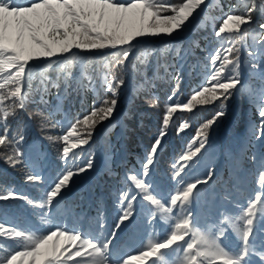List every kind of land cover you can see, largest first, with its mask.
I'll list each match as a JSON object with an SVG mask.
<instances>
[{"label": "snow or ice", "instance_id": "6c2138e0", "mask_svg": "<svg viewBox=\"0 0 264 264\" xmlns=\"http://www.w3.org/2000/svg\"><path fill=\"white\" fill-rule=\"evenodd\" d=\"M209 0H180L170 3L169 0H0V147L11 148L12 153L0 155L11 167L25 164V157L31 153L22 145L25 137L21 132L9 134V121L26 115L29 120L34 114L27 112L29 99L38 105L36 111L50 106V97L56 103L51 106L47 116H42V130L58 129L59 134H45L44 139L56 146L59 161L58 171L51 177L41 209L51 215L65 197L71 195L75 178L94 167L95 154L77 164L82 157L80 153L94 142L98 129L104 127V135L113 122L127 126L136 119V113H121L118 105L121 92L129 87L128 75L138 71L131 57L134 50L141 45L150 47L153 38H158L164 45L162 49L151 47L142 64L148 58H159L173 52V62L164 60L156 62L151 76L141 74L143 83L131 85L133 100L144 99L148 106L157 107L159 96L155 89L157 81L165 77L172 84L171 94L162 114L161 126L140 162L139 171L131 176L125 173L128 184L134 182V189L122 188L118 197L121 211L116 223L107 233L105 225L97 222L98 235H85L81 232L72 234L68 230L50 231V234L34 237L25 230H17L15 225L6 227L0 221V245L7 251L0 264H81L90 257L86 264H168L166 257L181 254L178 264H264V153L259 155L252 151L248 160L258 166L257 183L261 190L256 191L247 201L246 207L235 219L230 215L217 212L216 222L221 225L218 232H204L198 227L193 208L201 197L200 189L208 185L215 175L210 167L203 178L186 181V169L191 167L194 157L212 147L210 135L215 126L229 115V103L238 94H243L253 109L254 119L250 122L249 144L259 142L264 145V83L256 91L243 79L239 48L232 40H224L225 35L241 33L243 26L254 25L256 33L253 39L260 45L259 51L249 52L253 62L248 65L264 82V0H252L241 14L230 13L223 18L215 30L216 38L224 41L214 51L201 48L199 40H191L188 47L175 43L181 35L192 30L197 19L207 7ZM168 13L161 15V13ZM260 38L257 40L256 37ZM202 39H207L203 37ZM195 49L205 52L206 67L210 68L204 84L193 90L182 103L173 102L179 98L183 81L185 62ZM110 50V52H105ZM114 57V72H108V65L99 71L93 58L105 55ZM259 59H255L256 57ZM199 63V62H197ZM55 65L54 75L40 73L34 87L35 68L47 70ZM163 68L162 76L159 69ZM171 69V70H170ZM249 76L253 79L252 73ZM105 95L99 103L96 98L89 112L75 118L74 121L55 119L56 112L62 111L63 102L71 95L83 96L89 91L96 93L97 83ZM141 89L145 94L141 96ZM33 93H35L33 95ZM11 103L5 105L4 102ZM214 104L216 111L211 118L203 122L196 132L194 151H187L174 162L169 180L178 185L165 195L164 185L160 178L153 179L152 169L157 163V156L168 135L174 114L178 112L193 113L197 107ZM122 119L118 120L117 117ZM108 122L105 126L104 122ZM188 127L187 121L177 120L176 134L179 135ZM43 177L39 174L25 176V183H40ZM24 200L32 205L31 198L16 191L11 186L0 188V202ZM140 201L147 202L149 207L142 215L135 207ZM138 217L140 219H138ZM157 221L168 225L167 234L162 239L148 240L135 250V254L121 248L124 233H133L141 228L154 231ZM235 233L238 244L233 246L229 241ZM147 234V233H146ZM63 238V241L57 239ZM81 240L80 244L76 241ZM11 241V243H5ZM30 241V246L21 251ZM70 243L72 251L66 248ZM4 248H0L3 252ZM21 258H28L22 260ZM80 258V260H77Z\"/></svg>", "mask_w": 264, "mask_h": 264}, {"label": "trees", "instance_id": "16d2710c", "mask_svg": "<svg viewBox=\"0 0 264 264\" xmlns=\"http://www.w3.org/2000/svg\"><path fill=\"white\" fill-rule=\"evenodd\" d=\"M169 2L175 4L179 3L180 0H169ZM251 2L252 0H209L205 13L198 17L197 23L193 26L191 32L190 30L184 32L182 36L178 38L182 39L175 41V43H179L182 47L186 48L191 40H199L201 48L208 45L207 50L214 51L216 47L225 44L224 41L216 38L214 35L215 30L222 23L223 18L230 13H244L246 7L249 6ZM257 3H259V0H257ZM165 14L171 13L168 12ZM213 20H215L214 24L212 23ZM189 32L190 34L188 38H186ZM255 33V26L250 25L243 26V31L241 33H233L230 36L226 34L224 37V40H232L236 43L235 46L243 53L244 61L247 65H250L254 60L253 56L249 55V52H257L260 48V45L253 39ZM205 36L207 39H202ZM258 37L259 36H257L256 39ZM151 47L162 49L164 45L161 44L160 41H156L150 47L141 45L134 50V55L139 58L137 63H135L138 71L134 70L129 73L127 77L130 82L129 87L124 88L125 91L121 92L120 103L122 106L119 107L118 105L119 111L122 114L127 113L130 110L135 112L136 119L129 122L126 127L113 122V125L108 129V134L104 135L103 142L105 144L101 145L99 152L95 149L93 169L75 178V183L72 186L71 192L73 195H68L66 200L61 201L60 205L51 215L47 213L46 215H41L42 212L39 210L40 207L29 209L30 205H26L24 200L0 202V221L5 222L6 227L15 225L17 230H25L27 234L33 235L34 237L50 234V231H56L58 228L61 231L68 230L72 234H75V231L79 228H84L85 235H98L99 233L96 227L97 222H101V219L106 216L111 223L110 230L112 229L122 207L121 204L118 203L120 191L122 188H129V184L125 181V173L128 174L130 179L133 174L139 171L140 162L143 160L153 141H148V143H150L147 145L141 140V136L151 130L152 123L162 119L163 108L166 105L172 87V84L167 81L166 77L163 81H157V88L155 89L159 96L157 107L150 108L148 106L152 103L151 99H149L147 103H145L142 98L133 100L131 85L143 83V81L140 80L141 74L151 76L155 70L157 60L160 63H163L164 60H168L170 63L173 62L172 57L174 53L169 52L166 56H161L159 58L149 57L148 62L142 64L141 61L145 59L144 54L147 51H150ZM105 52H110V50H105ZM204 55L205 52L200 49H195L185 62L183 81L180 86V90H185L184 93H187L186 91L189 90L190 94H192L193 90L198 89L204 84L205 77L210 70V68L205 66L207 61L204 60ZM255 59H259V57L257 56ZM93 63L99 65L98 74L99 71L105 70L103 69L105 64L108 65V68L106 69L108 72H114L117 70L114 67V57L110 54L103 57L93 58ZM55 67L56 66L53 65L52 68L47 70H43L42 67L33 69L37 74L33 82L34 87L36 80L40 78V73L42 71H44L45 75H54ZM243 70V79L251 84L253 91H256L258 86L264 82L260 80L259 75L256 72H253L251 68L244 67ZM159 72L162 76L164 75L163 68H160ZM250 72L252 73V76L255 77L254 79L249 76ZM34 94L35 93H33V95ZM140 94L143 96L145 94V89H141ZM104 95L105 93L100 87L99 82L97 83L95 96L91 91L83 96L73 94L63 102L62 111L56 112L55 119L74 121L76 115L80 117L90 111L94 98L98 97L96 102L99 103ZM10 103V100L4 102L5 105ZM55 103V98L50 97V106L42 108L41 112H37L36 109L38 105L29 99L26 110L29 114H34V117L40 119L42 116L48 115L51 106ZM238 104L239 107L241 105L242 113L239 111L237 112L238 114L235 121L232 123L231 127L228 129L227 135L224 137L225 143L222 145V135L213 136V134H211L210 142L212 143V147L209 148V150L216 148L221 162L219 170L216 173L218 180L214 184L213 190L216 191L214 195L219 196L218 198L220 199L222 206L235 212L233 213V216L240 214L243 208L246 207L247 201L260 189L257 183L258 166H253L249 162L248 155L252 151H255L254 146H257V149L259 148L258 150L256 149L258 155L264 153V145L259 142H253L251 145L249 144L251 134L249 124L254 119V113L243 94H241L240 103ZM212 107L213 104H209L197 108L211 109ZM214 113L215 110H211L210 114ZM206 114L207 112H205L202 117ZM117 119H122V116L119 118L117 117ZM16 122L20 123V128L18 129L13 128V125ZM9 123L11 125L9 130L10 135L22 131L25 137V143L22 147L41 141L42 138L40 133L43 131H55L56 135L59 134L58 129H41L39 131L38 124L32 122V119L29 120L26 115H21L20 119L9 121ZM28 123L30 126H26ZM38 123L40 125V122ZM172 126L174 130L167 135V137L170 135L171 138H166L164 140L163 147L160 149L159 155L157 156V163L152 169L153 179L160 178L164 185L163 190L165 195L179 187L169 180L174 162L178 164V157L185 153L184 149L182 151L177 149L188 146L192 147V151H194L195 147L198 146L196 140L190 138L188 134H186V129L177 135L176 123L173 122ZM115 127H117V129L114 131ZM180 137L185 138V141H180ZM116 138L119 139V143H116V146H114L112 141H115ZM86 151L90 152V148H84L82 151L83 153H80L82 157L81 162L79 160V162L77 161V164L84 161L85 158H83V156ZM5 152L10 155L12 149L0 147V155H3ZM48 153L47 156L39 159V163L37 162L38 164H33L31 161L25 160V164L17 167H11L9 164L5 163L4 159H0V166L5 164L6 168L12 171L11 173H7L6 170L2 171L0 169V188H3V186H11L16 191L22 192L26 197L30 198L31 187L34 185H40L44 190L43 183L47 182L45 189L46 192L51 177L55 175L52 171H49L50 167H52L53 160L50 156V151ZM202 153L203 154H198L197 157H194L191 167L186 169L187 174L184 177L186 181H194L197 178H203L202 174H199L197 177L196 172L193 171L194 168H199L202 162L205 161L207 151ZM108 156L110 159L104 164L101 163L102 160L106 161L105 158ZM96 165H98V167ZM97 171L98 173H96ZM29 174H39L43 177V181L40 183H25V176ZM78 185L80 186L76 188ZM132 186L133 188H130V190L135 191L138 195H142V193H139V190L134 189V183ZM202 187L203 193L197 203V210L200 213V217L196 216V221L198 227L202 231H206V229L211 227L213 223L211 217L215 216L216 213L211 206H208L213 195L208 196L207 192L204 191L206 187ZM31 199L33 202L39 201H35L33 198ZM87 202H89L91 206H88ZM135 207L142 215H144L145 210L149 205L147 202L140 201ZM38 210L41 213H38ZM88 216L89 219H87ZM138 219L140 218L138 217ZM46 220L49 221V224H46ZM171 223L172 221H165L164 224L161 225L160 222L157 221L154 231H148L145 228H141L131 234L127 232L122 234V250L135 254L136 249H134V246H139L142 241L144 242L147 239H162L163 236L167 234L168 225ZM40 227L41 230L39 231ZM84 238L85 236L81 235V240ZM8 242L9 241H6L5 243ZM30 243V241H25L23 246L17 245V247H21V251H23L26 247L30 246ZM64 246L72 251L75 250L70 243H65ZM181 258L182 255L177 254L172 257H166V260H168V264H178ZM24 259L28 258H23V260ZM90 259V257L85 258V260L81 261V264H86ZM77 260H80V258H77ZM69 264H72V262H69Z\"/></svg>", "mask_w": 264, "mask_h": 264}, {"label": "rangeland", "instance_id": "374dc122", "mask_svg": "<svg viewBox=\"0 0 264 264\" xmlns=\"http://www.w3.org/2000/svg\"><path fill=\"white\" fill-rule=\"evenodd\" d=\"M205 11H206V7L203 8V11L201 12V14H204ZM162 15H165V13H162ZM212 23L214 24L215 23V20H213ZM190 32H191V30H190ZM190 32L187 34L186 38H188ZM259 38L260 37H258L257 40ZM153 39H154V42L159 41L158 38H153ZM181 39H178V40H181ZM224 46L226 47L228 45L227 44H224ZM238 55H239L240 60H241V72H242V74H244L243 68L244 67L245 68H250V67H248L247 63L244 61V55H243V53L241 51H239ZM131 59H132L133 63L135 64V63H137V60L139 58L136 55H134ZM95 66L97 67V69H99V65L98 64H95ZM2 79H3V77H2V75H0V82H2ZM252 90H253V87H252ZM123 91H125V89H123L122 92ZM184 91L185 90L181 89L180 90V93H179V98L178 99H175L174 98V101L173 102L182 103V102H184L186 100V98L188 96L191 95L190 92H189V90L186 91L187 93H184ZM170 94H171V91H170ZM240 97H241V94H238L229 103V115L227 117L223 118L220 121V123L217 126H215L214 129L211 132V134H213V136H220V135H222V137H223L222 145L225 143L224 137L227 135L228 129L231 127L232 123L235 121V119L237 117V114H238L237 112L239 111L240 113H242L241 105L239 107V104H238V103H240ZM167 103H169L168 98H167L166 104ZM121 106H122L121 103H119V107H121ZM211 110H215L216 111V106L214 104H213V107L211 109H206V108L198 109V108H196V110L193 113H188V112H182L181 113V112H178V113L174 114L173 121L171 122V126L168 128V134H170L174 130L173 129V126H172V123L173 122L176 123L177 120H183V121H187V123H188V127L186 128V134H188V136L190 138H193V139L196 140V132H197V129L200 127V125L203 122H205L207 119H209V118L212 117L213 114H210ZM205 112H207V114L202 117V115H204ZM77 117H78V115L75 116V118H77ZM161 121H162V119L161 120L159 119L156 122L152 123L151 130L148 131V132H146V133H144V134H142L141 140H143L147 145L153 140V137L157 134V131H158L159 127L161 126ZM32 122H34L35 124H38L39 131L42 129V127H41L42 118L39 119L38 117H34V119H32ZM38 122H40V125H39ZM104 125L107 126L108 125V122L107 121L104 122ZM26 126H30L29 123ZM120 126H122V124ZM132 126H135V125H132ZM13 128L14 129L15 128L16 129L20 128V123L19 122L14 123ZM116 129H117V127L114 128V131ZM25 131H26V129H25ZM46 132L47 133H50V134H53V135H56V132L55 131H49L48 130V131L41 132L40 133V136H41V138L43 140L41 139V141H39V142L31 143L30 145L24 147L26 151H29L31 153L30 156H26L25 157V160L31 161L33 164H38L39 163L38 162L39 159L41 157L47 156L49 154L48 152L50 151V156H51V158L53 160L52 161L53 164H52V167H50L49 171L50 172L52 171L55 174L58 171L59 154H58V151H57L56 146H54L53 144H50L48 140L44 139V136H45ZM28 138H29V136H28ZM166 138L170 139L171 136L169 135ZM103 140H104V127L101 126L98 129L97 135L94 136V142L90 146H86L87 149L90 148V152L89 151L84 152L85 155L83 156V158H85V159H84V161H82V163H84L89 158V154H91V153H94L95 154V149L99 152V150L101 148V145L105 144L103 142ZM179 140L180 141H185V138L180 137ZM148 141H150V142L148 143ZM112 143H113L114 146H116V143H119V139L116 138V140L115 141H112ZM164 149H166V148H164ZM183 149L185 150V152L192 151L193 150L192 147H188V146L187 147H182L181 149L178 148L177 150L182 151ZM256 149H257V146H254V150L257 153V150L259 148L257 150ZM103 157H104V154H103ZM105 159H106L105 162H107L108 159H110V157L108 156ZM78 162H79V160H78ZM80 162H81V160H80ZM101 163L104 164V160H102ZM220 164H221V162H220V156H219V153L216 150V148H214L212 150H209L208 149L207 150V157H206L205 161L202 162V164H201V166L199 168H194L193 171L196 172L197 177H198L199 174H202L203 177H204L205 174H206V172L208 171V169L210 167H213L215 169V175L212 177L211 182L208 185H205L206 188L204 189V191L207 192L208 196L209 195H213L211 197V200H210V203L208 204V206H211L213 208V210H214L215 213H217L219 211V212L223 213L224 215H230V216H232L233 219H235L236 216H238L239 214L236 215V216H233V213H235V212L226 209L225 206H222V203H221L220 199L218 198L219 196L218 195H214L216 193V191L213 190L214 189V184L218 180V176H216V173L219 170L218 165H220ZM96 166L98 167V165H96ZM0 169L2 171H5L6 170L7 173H11L12 172L10 169L6 168L5 164L2 165V166H0ZM96 173H98V171ZM46 183L47 182L43 183L44 184V190L41 188L40 185H34L33 187H31V195H30V198H33L35 201H37V200H39V201L38 202H33V204L30 205L29 209H33L35 207H40V204L43 203V201L45 199V194H46V192H45ZM132 184H129V188H133ZM80 185L76 186V188L79 187ZM33 190H35V191H33ZM200 192H201V194L203 193V187H201ZM67 197L68 196H66L65 199ZM193 208L195 209V212L198 214L197 217H200L199 216L200 213L197 210V203H195L193 205ZM39 210L41 212L44 211L43 209H41V207H40ZM39 210H38V213H41ZM44 215H46V213ZM89 216L87 217V219H89ZM211 220L213 222L212 225H211V227L208 228V229H206V231H204V232L212 231V232L216 233V232L219 231L221 225L216 222V220H217V216L216 215L213 216V217H211ZM101 223H103L105 225V227H104V232L105 233H107L108 231H110L111 223H110L109 219L106 216H104L101 219ZM46 224H49V221L48 220H46ZM40 230H41V227H40L39 231ZM79 230L82 232L81 228H79ZM57 239H59L61 241L63 240V238H57ZM148 240H151V239L145 240L143 242V244H146L148 242ZM153 241H155V240H153ZM222 242L223 243H230L233 246H235V245L238 244V240H237V237H236L235 233H233L231 235L229 241H222ZM8 243H11V241H9ZM141 246H142V243L139 246H134V249H138ZM0 248H4V251L3 252H0V258H2L3 255L7 251H9V249H7L5 246H0ZM18 248H19V250H21V247H18ZM21 259L23 260V258H21Z\"/></svg>", "mask_w": 264, "mask_h": 264}]
</instances>
